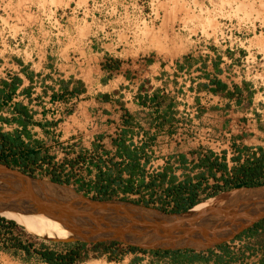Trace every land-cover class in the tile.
I'll use <instances>...</instances> for the list:
<instances>
[{"label": "crops", "instance_id": "obj_1", "mask_svg": "<svg viewBox=\"0 0 264 264\" xmlns=\"http://www.w3.org/2000/svg\"><path fill=\"white\" fill-rule=\"evenodd\" d=\"M9 9L0 11V134L13 142L0 150L7 161L57 178L78 171L91 184L100 173L114 177L117 164L133 190L116 196L170 209L172 184L203 175L209 190L264 156V83L236 80L223 56H123L110 28L83 9L56 13L49 25L26 7ZM31 26L37 37L7 46ZM207 155L222 169L202 165ZM133 160L131 174L124 168ZM131 253L127 264H264V220L205 251Z\"/></svg>", "mask_w": 264, "mask_h": 264}, {"label": "rangeland", "instance_id": "obj_2", "mask_svg": "<svg viewBox=\"0 0 264 264\" xmlns=\"http://www.w3.org/2000/svg\"><path fill=\"white\" fill-rule=\"evenodd\" d=\"M24 7L42 9L48 25L52 24L56 13L83 9L84 18L92 16L99 20L101 27L110 28L125 48L123 56L149 55L166 60L187 55L196 58L201 54L211 59L223 56L226 64L234 65H230L227 71L236 80L264 83V0H0V11L10 8L17 12ZM7 164L33 176L54 180L42 166L21 168L14 163ZM73 173L68 179L59 178L58 182L75 187L89 197L121 199V195L103 198L95 190H88L90 178L83 177L78 171ZM232 189L237 188L229 190ZM138 204L145 205L142 202ZM148 207L158 208L153 204ZM2 218L0 264H48L35 259L37 249L42 245L66 251L84 243L78 260L84 264H127L132 256V251L123 244L104 242L97 245L89 241L78 243L38 238L12 220ZM14 238L30 245L29 255L14 245Z\"/></svg>", "mask_w": 264, "mask_h": 264}, {"label": "water", "instance_id": "obj_3", "mask_svg": "<svg viewBox=\"0 0 264 264\" xmlns=\"http://www.w3.org/2000/svg\"><path fill=\"white\" fill-rule=\"evenodd\" d=\"M241 188V187H239ZM0 208L42 213L72 221L87 218L99 236L67 240L117 243L144 251H205L234 239L264 220V198L237 214L199 216L195 226H183V212L151 208L126 199H100L77 188L13 168L0 160Z\"/></svg>", "mask_w": 264, "mask_h": 264}, {"label": "trees", "instance_id": "obj_4", "mask_svg": "<svg viewBox=\"0 0 264 264\" xmlns=\"http://www.w3.org/2000/svg\"><path fill=\"white\" fill-rule=\"evenodd\" d=\"M1 144L0 150L3 149L7 144L13 145V142L7 137L6 134H0ZM125 154L128 152L124 149ZM133 159V158H132ZM0 160H4L6 163H11L6 160L5 157L0 156ZM202 165L207 166L209 169L215 168L216 170L222 169V166L219 165L216 161H210V157L207 155ZM115 168H118L117 164H114ZM126 171L133 174L137 169V163L133 160L129 162L125 168ZM209 175L215 178V173L210 172ZM54 180L59 181L60 179L57 177H53ZM173 181V180H171ZM207 182L206 178L203 175H199L196 177V181L185 180L184 182L172 184L167 190L166 194L171 196V200L173 201V206L170 209H166L164 206H161L160 209L166 210L169 212H183L188 208L196 204L197 202H201L207 197L213 196L221 191L229 190L231 188H239V187H253V186H261L264 185V156L254 158L253 160L247 161L246 163L235 167L232 170V174L223 178V184L214 183L212 187L208 189L209 186H203V184ZM142 185V184H141ZM93 189L98 194H102V197H111L116 196L118 191L122 192H130L133 190V181L131 179L123 181L120 176V170L116 169L115 176L112 177V173H100L96 176V180L94 184H91L88 190ZM204 194L203 197L200 196ZM126 197H122L125 199ZM205 198V199H204ZM3 218L0 216V220ZM23 228V227H22ZM26 231V230H25ZM15 239V238H14ZM79 243V242H78ZM102 243H98L100 245ZM117 244V243H111ZM19 249L26 251L29 255L30 245L22 244L20 240L15 239V243ZM85 244L81 243L77 245V247L71 248L66 253H60L55 255L53 251L48 248L37 249L36 260L48 264H72L74 261H78L80 250L83 248ZM128 248L131 251H144L135 247ZM188 251V250H187ZM154 253H172L179 251H149Z\"/></svg>", "mask_w": 264, "mask_h": 264}, {"label": "bare ground", "instance_id": "obj_5", "mask_svg": "<svg viewBox=\"0 0 264 264\" xmlns=\"http://www.w3.org/2000/svg\"><path fill=\"white\" fill-rule=\"evenodd\" d=\"M264 198V187H246L232 189L221 194L199 201L191 206L183 215L184 227L195 226L199 216L219 214L222 210L237 214L250 203ZM0 216L12 220L30 234L45 239L67 240L79 237L99 236L100 232L87 218L72 221L57 217H48L42 213L23 212L9 208H0Z\"/></svg>", "mask_w": 264, "mask_h": 264}, {"label": "built area", "instance_id": "obj_6", "mask_svg": "<svg viewBox=\"0 0 264 264\" xmlns=\"http://www.w3.org/2000/svg\"><path fill=\"white\" fill-rule=\"evenodd\" d=\"M27 9L32 13V15L33 14L38 15V13H40V15L43 16L46 19L45 13H44V11L42 9H40V8H27ZM26 33H28V34H26ZM38 33H39L38 28L36 26H33V27L31 26V27H29V29H25L21 33H17L14 36H9L8 37L9 40L6 39L5 43L7 44V46L9 48L15 47L16 49H18V48H20L19 44H27L28 43V40L26 39V36L30 35V36L37 37ZM0 47H1V45H0ZM255 57L256 56H254V58ZM250 62H251V60H250ZM74 264H84V262H78L77 261ZM108 264H112V263L110 262ZM113 264H117V263H113Z\"/></svg>", "mask_w": 264, "mask_h": 264}]
</instances>
